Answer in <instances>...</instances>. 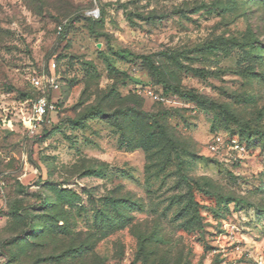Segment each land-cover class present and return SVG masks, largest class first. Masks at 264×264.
Instances as JSON below:
<instances>
[{"label":"rangeland","instance_id":"1","mask_svg":"<svg viewBox=\"0 0 264 264\" xmlns=\"http://www.w3.org/2000/svg\"><path fill=\"white\" fill-rule=\"evenodd\" d=\"M256 262L264 0H0V264Z\"/></svg>","mask_w":264,"mask_h":264},{"label":"built area","instance_id":"2","mask_svg":"<svg viewBox=\"0 0 264 264\" xmlns=\"http://www.w3.org/2000/svg\"><path fill=\"white\" fill-rule=\"evenodd\" d=\"M88 14L94 18L99 16V8L95 5L88 11ZM61 29V27H59ZM46 84L43 85L42 80L35 79L34 85L36 87H43L46 86L47 88H52L54 85V78L51 76L50 78L46 79ZM50 102L46 98L45 95H38L33 98H29L26 101L25 110H23V122L26 124L27 128L31 129L32 131L36 130L41 126L48 114V108L50 107ZM22 111V109H21ZM221 138L216 139V143L220 141ZM215 143V144H216ZM229 149L234 151L242 150L243 148L240 146L237 140H231L229 142ZM213 150H217L218 146H212ZM255 264H262L261 262H256Z\"/></svg>","mask_w":264,"mask_h":264},{"label":"trees","instance_id":"3","mask_svg":"<svg viewBox=\"0 0 264 264\" xmlns=\"http://www.w3.org/2000/svg\"><path fill=\"white\" fill-rule=\"evenodd\" d=\"M89 16H90V17H88V16H87V17L90 18V19H93V18H94V17H92L91 15H89Z\"/></svg>","mask_w":264,"mask_h":264}]
</instances>
